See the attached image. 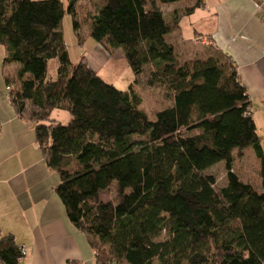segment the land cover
Wrapping results in <instances>:
<instances>
[{"label": "trees", "instance_id": "trees-1", "mask_svg": "<svg viewBox=\"0 0 264 264\" xmlns=\"http://www.w3.org/2000/svg\"><path fill=\"white\" fill-rule=\"evenodd\" d=\"M95 8L88 35L120 50L148 87L171 104L150 118L130 86L119 91L81 57L72 65L60 30L75 33L81 0H0L9 101L31 122L55 192L96 264H264V151L246 92L228 56L180 63L165 36L201 5L164 13L179 0H85ZM79 37V35H78ZM56 76L47 79L48 65ZM62 109L61 124L52 112ZM252 149L259 185L234 172ZM222 164L226 182L207 174ZM115 186L113 201L100 195ZM12 235L0 238V264H20Z\"/></svg>", "mask_w": 264, "mask_h": 264}, {"label": "crops", "instance_id": "crops-1", "mask_svg": "<svg viewBox=\"0 0 264 264\" xmlns=\"http://www.w3.org/2000/svg\"><path fill=\"white\" fill-rule=\"evenodd\" d=\"M200 2L191 15L180 18L165 41L182 63L187 57L203 61L213 53L231 58L264 151V1L179 0L163 11L172 14ZM183 20L193 37L202 36L211 45L186 40ZM3 51L0 46V238L10 234L25 248L20 264H96L93 250L68 220L55 192L58 177L43 161L33 124L9 101L5 76L13 74L16 65H3ZM255 173L259 181L257 167Z\"/></svg>", "mask_w": 264, "mask_h": 264}, {"label": "rangeland", "instance_id": "rangeland-1", "mask_svg": "<svg viewBox=\"0 0 264 264\" xmlns=\"http://www.w3.org/2000/svg\"><path fill=\"white\" fill-rule=\"evenodd\" d=\"M66 8L67 0H59ZM264 1V0H263ZM78 22L81 23V29L75 33L72 24V18L65 14L61 23V32L65 43L66 50L72 65H76L81 57L88 59V63L92 65L97 76L106 83L114 86L119 91H127L130 86L140 95L142 99V109L152 119L154 114L171 104V100L167 95L163 86L148 87L146 85L147 73L144 72L139 77L134 76L130 67L127 65L123 54L120 50L109 51L97 45L88 35V16L95 14V8L88 4L85 0H81L78 10ZM183 37L188 41L195 43L196 37H193L191 29H188L183 20L180 23ZM79 35V37H78ZM199 44V43H196ZM212 55H218L213 53ZM179 62L182 63L180 57ZM185 62L194 61L192 57L185 58ZM57 62L51 61L48 65L47 79H54L56 76ZM52 118L61 124H66L70 120L67 111L56 109L52 112ZM258 168L252 149L245 151V157L237 160L234 165V172L238 174L244 181H249L257 186L259 181L256 177L255 169ZM207 174H211L216 178V188L223 187L226 182L225 170L222 165L215 166ZM116 196L115 186L103 192L100 195L102 201L111 202Z\"/></svg>", "mask_w": 264, "mask_h": 264}, {"label": "built area", "instance_id": "built-area-1", "mask_svg": "<svg viewBox=\"0 0 264 264\" xmlns=\"http://www.w3.org/2000/svg\"><path fill=\"white\" fill-rule=\"evenodd\" d=\"M195 43H199V44L204 45V46H210L211 45V41L206 39V38H204V37H202V36H197L196 39H195ZM25 255H26L25 248L21 247L19 263H21V261L23 260Z\"/></svg>", "mask_w": 264, "mask_h": 264}]
</instances>
